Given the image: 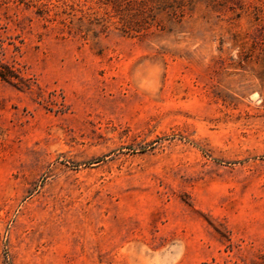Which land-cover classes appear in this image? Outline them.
I'll return each mask as SVG.
<instances>
[{
	"label": "rangeland",
	"instance_id": "1",
	"mask_svg": "<svg viewBox=\"0 0 264 264\" xmlns=\"http://www.w3.org/2000/svg\"><path fill=\"white\" fill-rule=\"evenodd\" d=\"M107 10L0 0V264H264V0Z\"/></svg>",
	"mask_w": 264,
	"mask_h": 264
},
{
	"label": "trees",
	"instance_id": "2",
	"mask_svg": "<svg viewBox=\"0 0 264 264\" xmlns=\"http://www.w3.org/2000/svg\"><path fill=\"white\" fill-rule=\"evenodd\" d=\"M108 8L102 19L126 36H145L153 27H159L158 17L166 14L170 19L180 21L192 11L199 0H93ZM213 0H209L212 2ZM77 6H79L77 4ZM70 10L74 6L69 5ZM66 28H70L64 22ZM71 24V22H70ZM107 27H105L106 29Z\"/></svg>",
	"mask_w": 264,
	"mask_h": 264
}]
</instances>
